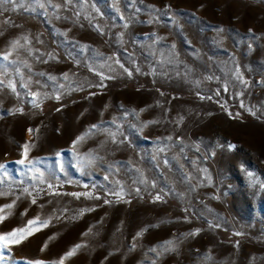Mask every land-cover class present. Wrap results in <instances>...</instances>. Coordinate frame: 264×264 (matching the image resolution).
<instances>
[{"label": "rangeland", "instance_id": "1", "mask_svg": "<svg viewBox=\"0 0 264 264\" xmlns=\"http://www.w3.org/2000/svg\"><path fill=\"white\" fill-rule=\"evenodd\" d=\"M0 82V264H264V0H0Z\"/></svg>", "mask_w": 264, "mask_h": 264}, {"label": "snow or ice", "instance_id": "2", "mask_svg": "<svg viewBox=\"0 0 264 264\" xmlns=\"http://www.w3.org/2000/svg\"><path fill=\"white\" fill-rule=\"evenodd\" d=\"M16 43H18V42H16ZM3 58L4 59H7L8 57H7V55H5ZM0 83H2V82H0ZM93 127H96V126L93 125ZM31 131L32 130L29 129V132H31ZM83 139H84V136L78 137L77 138V141H74V145H75V143H78V142L82 141ZM27 148H28V145L26 144L25 145V149H27ZM20 162L23 163V161H20ZM156 199L159 200L160 197L157 196ZM33 203H35V201H33ZM7 207H11V205H8ZM2 210H3V207H0V211H2ZM2 220H3V217H0V222H2ZM36 222H37L36 220H29L28 221V227L30 228ZM46 223L47 222H45V224ZM25 231H27L26 228H21V229H14L12 232H9V233L0 234V241H6L8 239V237H12L15 243H20L24 239L23 233ZM76 247L79 248L80 246L77 245ZM66 255L67 256H71V255H73V252L70 251ZM34 264H44V262H42V261H35ZM60 264H63V261L62 260H61Z\"/></svg>", "mask_w": 264, "mask_h": 264}]
</instances>
